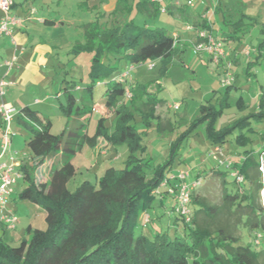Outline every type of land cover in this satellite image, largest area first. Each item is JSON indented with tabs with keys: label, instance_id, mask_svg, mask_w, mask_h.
Wrapping results in <instances>:
<instances>
[{
	"label": "trees",
	"instance_id": "obj_1",
	"mask_svg": "<svg viewBox=\"0 0 264 264\" xmlns=\"http://www.w3.org/2000/svg\"><path fill=\"white\" fill-rule=\"evenodd\" d=\"M13 5L12 0L10 8ZM134 7L137 13L147 17L160 11L159 3L154 0H138ZM245 19L249 17L240 12L239 18L231 22L234 29L228 36H234L238 28L252 25L253 22ZM81 27L84 41L76 43L75 49L93 53L87 77L83 82V79L76 81L62 77L61 81L65 83L60 88L62 100L58 105L68 119L85 110L90 114L95 88L104 86L103 103L114 114L111 130L105 125V118L100 116L92 134L83 130L81 122L68 126V120L61 132L53 133L49 117L36 108L22 105L17 109L18 123L28 130L26 145L30 154L27 162L17 166L25 182L18 198L43 209L45 226L37 228L29 224L25 231L30 236L21 237L16 244L2 232L0 264H264V204L260 195L264 189V174L259 170V160L249 150L243 151L239 160L226 157L229 166L226 170L213 168L221 178V194L217 201L204 195H193V188L187 217L172 209L174 202L169 211L183 221L178 233L170 236L164 230L148 236L139 229L136 212L150 207L154 198L151 189L161 180L162 169L160 165H152L149 157L135 156L133 151L145 146L130 121L137 114L146 123L149 117H159L156 109L162 101H156L159 100L157 89H149L151 82L132 83L127 80L128 76L122 77V73L130 70L131 63L157 61L163 74L183 49L161 27L139 25L134 18H127L120 25L93 20L82 23ZM260 32L263 39L258 44L259 50L264 47L263 23ZM201 39L197 34L195 42ZM195 42H192L193 46ZM178 59L182 61L181 57ZM231 86H226L225 96ZM79 90L82 91L80 95ZM210 101L200 104L206 117L221 111ZM88 102H91L89 107ZM237 103L240 105L241 100ZM160 124L158 128L169 127ZM207 129L211 143L221 145L226 139L227 130H216L211 125ZM99 139L129 146L125 166L109 167L95 183L84 180L70 190L67 184L76 174L72 155L84 145L94 146ZM261 151H264V142ZM50 157L55 161L54 166L49 164L48 177L36 181L37 168ZM151 167L155 170L150 175ZM235 171L243 176L242 181L236 180ZM230 173L232 178L227 180L225 176ZM242 230L253 236V240L249 237L244 240Z\"/></svg>",
	"mask_w": 264,
	"mask_h": 264
},
{
	"label": "rangeland",
	"instance_id": "obj_2",
	"mask_svg": "<svg viewBox=\"0 0 264 264\" xmlns=\"http://www.w3.org/2000/svg\"><path fill=\"white\" fill-rule=\"evenodd\" d=\"M13 1L14 5L10 8L9 14L16 19V22L17 17L23 16V11L34 7L37 9V16L55 20L58 25L57 27L30 21L20 27H15V32H13L12 23L9 24L11 35L0 33V65H5L7 69L12 66L15 71H19L20 67L24 68L29 62V57L33 54L32 49L37 43L49 45L47 52L40 54L43 61L38 62L40 65L36 63L38 72L30 76L27 73L23 77V82L18 81L9 88L17 90L16 92L21 89V104L35 103L36 99L43 101L41 104L34 105V108L49 117L50 130L53 133L61 132L64 123L68 120L63 109L58 105L61 99L56 98V94L65 83L61 81L62 77L76 81L83 79V82L87 77L89 61L93 55L90 50L75 49L76 43L84 41L82 23L98 20L103 24L106 22L110 25L113 22L120 25L127 18H134L139 25L148 23L152 28L161 27L167 34H170L172 30L185 34L184 27L173 22L171 13L158 12L155 16L147 17L137 13L136 7L130 8V2L127 6L126 0L125 2L118 0L116 7L108 12L98 11L95 8L100 3L99 0ZM119 1L122 2L119 3ZM191 1L192 4L199 2V0ZM93 4L96 5L93 6ZM123 4L127 7L122 8ZM221 17V15L214 16L216 21H214L213 31L221 35L220 40L225 42L226 27L221 22ZM260 21L257 19V22ZM34 23L37 28H34ZM21 34L25 35L24 42L19 37ZM233 35L235 38L231 39V46L238 48L239 52L247 45L253 49L263 39L259 25H251ZM184 48L183 60L180 62L176 58L163 74L160 72L161 64L157 61L156 63L154 61L131 63L128 66L130 70L127 80L132 83L151 82L149 89H157L159 100L156 101L164 102L160 106L157 104L156 114L159 117H149L146 123L143 117L137 114L133 115L130 121L138 130L140 141L145 146L143 149L137 148L133 153L135 156L149 157L152 165H160L162 169L161 180L151 189V195H154V198L151 200L150 207L140 208L136 212V224L138 223L139 229L148 236L164 230L172 236L178 233V229L181 230L183 226L182 219L179 217L176 219L174 213L169 211L175 202V193L172 195L169 191L172 187L175 190L179 188L181 182L190 184L196 181L197 187H194L193 195H204L217 201L221 194V178L213 168L226 170L229 167L225 160L226 157L237 160V155L234 159L231 153H242L249 150L259 162L264 163V151H261L264 139V47L261 48L256 58L257 61L251 67L247 65V55H238V60L231 62L230 67H226L227 64L224 62L213 66L210 61L202 59L201 53L195 50L191 42H187ZM255 55L256 52L251 53V59L255 58ZM150 63H154V66L149 67ZM226 70L232 74L233 81L229 83L232 86L225 96L224 91L228 83H224L222 79L227 76ZM26 79L28 81L24 83ZM155 83H159V86L156 87ZM103 88L104 86L95 88L92 96L95 104L104 102ZM10 93L7 94V98H11ZM77 93L80 95L82 91L79 90ZM224 96L225 99H223ZM208 99H211L210 103L215 104L216 109L220 108L221 111L213 112L214 114L211 113L206 117L203 115L205 112L201 111L200 104H204ZM239 99L241 100L240 105L237 103ZM169 103L172 105L170 109L167 106ZM175 104L178 106L175 107ZM87 105L89 107L91 102ZM96 109L97 111L90 117H88V110L73 115L75 122H81L84 125L83 130H86L88 134H92L95 130L97 119L100 117L99 110L103 111L104 122L109 130H111L110 123L114 121L113 112L108 108L105 107L103 110L102 107L96 105ZM1 121H3L2 118ZM159 122L160 125L168 124L169 127L158 128ZM4 124L3 121V127ZM208 125L214 126L216 130L221 128L227 130L226 139L221 145L210 142ZM27 139L28 130L18 123L14 115L11 123V147L8 148L7 153L16 151L18 157L25 159V155L29 153L26 145ZM173 142H176L175 147L171 148ZM216 146L220 147L221 152L214 151ZM101 150H104V153ZM129 153V146L125 143L106 142L103 146L84 145L71 157L76 174L68 182L67 188L74 190L75 186L84 180L95 183L109 167L116 169L124 167ZM54 161L55 158L50 157L37 168L34 174L36 181H44L47 178L49 164L52 163L54 166ZM180 169L188 172L184 179H179L177 176ZM154 170V167L149 168V174L151 175ZM225 177L230 180L232 174H226ZM21 183L25 182L18 179L17 189L18 184ZM260 195L264 204V194L260 192ZM31 203L20 198L13 203L16 206L14 213H16L17 222L14 228H6L10 235L7 239L14 244L18 243L21 237L30 236L25 231L29 224L37 228L45 226L42 217L35 213L34 206L29 205ZM172 209L175 208L172 207ZM142 222H145V225ZM1 223L6 226L3 222ZM2 232L0 227V235ZM241 235L244 240L247 237L252 240L254 238L250 237L246 230H242Z\"/></svg>",
	"mask_w": 264,
	"mask_h": 264
},
{
	"label": "crops",
	"instance_id": "obj_3",
	"mask_svg": "<svg viewBox=\"0 0 264 264\" xmlns=\"http://www.w3.org/2000/svg\"><path fill=\"white\" fill-rule=\"evenodd\" d=\"M117 1L118 0H99L100 3H98L97 5L93 4V6L96 5L95 8H97L98 11L105 10L106 12H108V11L112 10L114 7H116ZM126 1H127V4H126L127 6H128V2H130V4H129V5H131L130 8H133L135 2H138V0H131V1L126 0ZM187 1L188 0H181V1L180 0H162L159 2L157 1L160 5V11L159 12H161L162 14H166L168 12L171 13L172 17H173V22L182 25L185 29V31H184L185 34L182 32H179L177 30H172L170 33L171 35L173 33L177 34V41H178L177 45H179V47H182V49H183V51L178 52L176 54L173 61H175L176 58L178 59V57H181V58L183 57V52L185 49L184 45L187 42H189V43L195 42V40L197 39V34L199 33L200 30H205L206 33L209 32L213 36L218 38V40H220V38L222 36L219 34H215L213 31L214 21H216L214 16H216V15L222 16L220 20L223 23V25H225L224 27H226L225 33H226L227 39L225 42L223 41L224 43L222 42V40H220L222 42V45H223V48L225 51V55L218 58L217 60H215L213 57H211L212 55H210L207 52H204V53H201L202 59H204L207 62L210 61V63L213 66L214 65L217 66V64H221L224 62L227 64L226 67H230L231 62H236V60H238V57H239L238 55H242V56L247 55L248 56V62H247L248 67H251L253 65V63H255L257 61L256 58L259 56V54L261 52V50L257 49L258 46H254L252 49L249 45L246 44L247 46H245L242 49V51L239 52L238 48H234L231 46V42H232L231 39L235 38V36H228V35L232 34L229 31L234 29L231 26V22L233 20H236L239 18L240 12H243L246 16L249 17V19H245V20L253 22L252 25H257V26L259 25L260 26L261 23L264 24V0H199V2H196L195 4H194V2H193V4L192 3L188 4ZM231 1H233V2H231ZM124 4H123L122 8L127 7V6L124 7ZM162 8H164L163 11L161 10ZM36 14H37V9L34 7H29L28 10L23 11V16L17 17L18 21L15 22V24L13 23V30H14L13 32H15V27H20V25L22 26V24L30 22V21H38L40 23L42 22L43 24L58 27L55 20H52L49 18H40ZM1 15L2 14L0 13V16ZM99 15H102V14L99 13ZM257 19H260L261 21L257 22ZM190 22H192V23L190 24ZM33 25H34V28H37V25L35 23ZM146 25H148V23H146ZM24 26H27V25H24ZM242 29L243 28H238L237 31H241ZM19 37L22 40V42L25 41V35L24 34H21ZM40 43H43V42H40ZM48 47H49V45H42V44L37 43L34 46V48L32 49L33 54H32V56L29 57V62H27V64L25 65L24 68L20 67L21 69H19V71H15L14 67H12V66L10 67V69H7V68H5V65H0V77L1 78L4 77V79H6V81H7V85L5 86V91L3 92L4 94H2L3 102L7 106H12L17 110L22 105H29L31 107H34V105L41 104L43 102L39 99H36L35 103L29 102V103H25V104L22 103L21 104V102H22L21 98H20L22 95L21 89H19L18 92H16L17 90H11V88H9V87L11 85H13L14 83H17L18 81L20 83L23 82V80H24L23 77L27 73H29V76H30L31 74L34 75L38 72V65H40L39 63L43 61L42 56L40 54L46 53L47 52L46 50L48 49ZM253 52H256V55H255V58L251 59V53H253ZM182 60H183V58H182ZM178 61H179V59H178ZM30 69L32 70L31 72H30ZM28 70H29V72H27ZM27 81L28 80L26 79L24 81V83ZM155 84L159 85V83H155ZM60 90L56 94V98L62 100V94H61ZM150 90L153 91V89H150ZM8 93L11 94L10 96L12 99L7 98ZM163 104H164V102H162V105ZM96 105H99L100 107H102V109L106 107L104 105V103H100V104L93 103L92 104V112H90L88 117H90L94 112L97 111ZM167 106L169 109L172 107V105L170 103ZM37 110L39 111V109H37ZM99 111H100V116L103 117V115H104L103 111H101V110H99ZM44 116H47V115H44ZM73 117H69L68 122H67L68 126H73L76 123ZM1 118L2 117L0 115V144H1L2 135H3V133H2L3 121H1ZM87 119L88 118H86V120ZM10 127H11V124H10ZM105 143L106 142L103 139H99L96 142V144H99L102 146L105 145ZM10 147H11V141H10L9 148ZM7 152H8V150L3 155L0 156V165L4 164V163L7 165H8V163L11 164L12 163L11 158H10L11 154L14 155V160L18 163V165L21 163L27 162L29 160V157H30L29 153H27L25 155V159H23L21 157H18V153L16 151H14V152L11 151L10 153H7ZM101 152L104 153V150H101ZM231 154H233L234 159H236L235 156L237 155V160H239V158L243 157L242 153H239V152H233ZM7 160H9V161L7 162ZM17 166L15 167L14 172L11 175L13 178L12 182L9 185L11 192L9 194L8 201L6 203L7 208L11 209L14 212H15L14 208L16 206H14L15 204H13V203L17 199H19L18 198V192L22 188V186L25 185V183H21L20 185L18 184L19 188L18 189L16 188L18 179H22V175L17 171ZM2 172H3V169L0 168V174ZM48 175L49 174H47V177H48ZM29 205L34 206L35 213H37L40 217H42L41 219L43 220V222H45L44 221L45 212L43 211V209L34 203H31ZM1 212H3V210L0 209V215H1ZM0 227L2 228V231L5 233L4 236H6V237L8 236V238H9L10 235H9V232H7L9 230L7 228H5L1 222H0ZM31 227H33V226L31 225Z\"/></svg>",
	"mask_w": 264,
	"mask_h": 264
},
{
	"label": "built area",
	"instance_id": "obj_4",
	"mask_svg": "<svg viewBox=\"0 0 264 264\" xmlns=\"http://www.w3.org/2000/svg\"><path fill=\"white\" fill-rule=\"evenodd\" d=\"M154 1H162V0H154ZM12 0H0V13L2 14L0 17V33H5L11 35V30L9 29V24H12L16 22V19L14 17H11L9 14L10 6H11ZM188 4H191L192 1L188 0ZM162 11L164 8L161 9ZM198 35L202 38L200 41L195 42L194 48L198 52H207L211 57H213L215 60L225 55V51L222 45V42L218 39H216L213 35L207 34L206 31L201 30L199 31ZM172 36L175 38V41L177 40V34L173 33ZM154 66V63H150L149 67ZM129 73V70H125L122 73V77H127ZM226 77L222 79L224 83H230L233 81V76L229 71L226 70ZM7 85L6 79L4 77H0V115L2 117V120L5 122L3 130H2V140L0 144V156L3 155L10 146L11 141V127L10 124L13 120V116L17 113V110L12 106H7L2 99V94L5 91L4 88ZM175 107L178 106V104L174 105ZM215 152H221L220 147L216 146L214 148ZM12 163L11 164H1L0 168L3 169V172L0 174V209L3 210L0 215V220L6 225L7 228L12 229L15 227V223L17 222V216L16 214L9 208H7V201L9 194L11 192L10 190V183L12 182V173L14 172L15 167L18 165V163L14 160V155L11 154L10 156ZM221 161V159H218ZM228 163H230V160H227ZM19 166V165H18ZM259 170L261 172H264V163H259ZM188 172L180 169L178 173L179 179H184L187 176ZM236 177L237 181H242L243 176H241L240 173L235 171L233 173ZM197 182L193 181L190 184H187L185 182H181L179 185V188L175 189L172 187L169 189L170 193L172 195L175 193V209L176 211L180 212L181 214L185 215L187 217V214L189 213L188 209V203L190 201V194L194 187H196ZM174 190V191H173Z\"/></svg>",
	"mask_w": 264,
	"mask_h": 264
},
{
	"label": "bare ground",
	"instance_id": "obj_5",
	"mask_svg": "<svg viewBox=\"0 0 264 264\" xmlns=\"http://www.w3.org/2000/svg\"><path fill=\"white\" fill-rule=\"evenodd\" d=\"M262 193L264 194V189L262 190Z\"/></svg>",
	"mask_w": 264,
	"mask_h": 264
}]
</instances>
